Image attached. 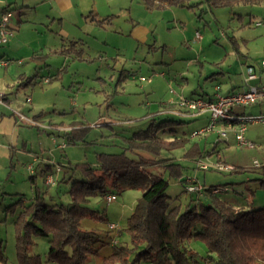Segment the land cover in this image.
Here are the masks:
<instances>
[{
    "label": "rangeland",
    "instance_id": "1",
    "mask_svg": "<svg viewBox=\"0 0 264 264\" xmlns=\"http://www.w3.org/2000/svg\"><path fill=\"white\" fill-rule=\"evenodd\" d=\"M22 1L0 0V10L12 4L10 23H16L19 18L18 7ZM79 1L96 11L99 19L107 17L111 23L105 25V29L94 26L95 31L85 36V56L74 62L77 71L65 77V86L60 87L57 108L69 112L59 115L53 112V108L47 110L46 123L51 124L52 133L46 128L25 127L18 148L24 151L25 141L22 137L26 138V148L33 151L32 155H43L46 162H49L54 154L55 162L63 166L68 164L69 159L73 164L89 162L99 167L98 155L102 152L125 151L135 158L141 155L150 157L144 151L127 148L125 137L146 128L150 115L164 109L162 112H169L175 119L184 121L177 125L178 132L183 131L189 138L185 145L175 147L170 152L163 150L161 154L174 157L182 165L184 183L179 178L169 177L168 173L164 174L169 178L166 192L172 198L173 205L180 204L184 209L191 202L194 194L185 191V188L189 181H196L203 186L201 191L209 186L221 189V197L231 201L236 208L263 206L264 188L257 179L261 176V166L264 164V122H249L245 138L252 144H241L229 128H226V137L220 136V125L213 130L192 135L193 131L208 125L207 115L189 113L190 116H196L188 119L190 116L174 113L170 109L181 95L195 97L203 91L212 93L216 84H219L223 92L232 86H236L235 91L241 90L248 75L245 61L254 65L257 76L262 74L259 68L264 61V25L257 26L256 23L264 24V2H238L232 6L215 7L210 6L206 0H187L184 4L173 5L160 1L148 5L145 0ZM44 8L46 6L40 7L38 11L27 10L30 19L27 18L28 21L21 24L24 35L35 34L29 31L38 27L31 18ZM91 18L90 14L87 17L89 22ZM250 21L252 23H248ZM46 26L51 27L46 32L47 38L55 40V43L60 44L64 36L60 29L69 32L67 38L63 39L81 37L77 34V28L82 26L77 24L76 28L68 20L63 22V28H60L58 21H48ZM197 32L201 34L200 38ZM14 33L16 28L13 29ZM104 39L111 40L109 45L105 44ZM3 48L0 46V50ZM0 71L5 70L0 67ZM42 73L47 74L45 71ZM261 79L264 82V72ZM72 82L74 86L70 89L68 86ZM52 83L57 81L52 80ZM71 98L75 105H71ZM171 99L173 102H170ZM239 109L251 112L254 116H264V104L261 109L259 104L239 106ZM72 121L88 126V129L76 142L60 148L58 145L63 142L60 135L63 133L60 132L63 131L59 130L57 134L58 131L53 127L61 122L71 124ZM196 143L202 151L214 150V153L198 157L191 148ZM25 159L26 155L23 154L12 155V166L9 160L0 163V193H5L4 198L0 199V238L3 239L7 264H17L14 216L3 211L19 197V194L12 193L19 190L30 196L39 189L47 202L68 203L71 180H59L69 175L80 177L79 172L69 169L67 172H53L51 174L55 182H58L56 187L47 184L46 178L44 182L42 173L38 171L37 182L34 184L29 179ZM255 160L259 161L260 167L254 166ZM218 163L226 164L231 169H221ZM204 165H208V168H203ZM8 175L9 179H6ZM6 184L7 190L4 189ZM115 194L116 199L113 201H108L107 197H94L90 201L92 208L107 217V222L92 218L82 220L83 229L94 231L104 241H110V244L100 248L98 254L92 255L87 264L101 263L116 237L113 231L107 236L109 223L124 227L142 192L139 189H127ZM125 239H128L126 233L118 234L117 241L120 244ZM185 247L187 250L194 248L198 251L197 264H207L206 246L202 241L192 239L185 243ZM48 248V238L37 236L30 247V253L45 256Z\"/></svg>",
    "mask_w": 264,
    "mask_h": 264
},
{
    "label": "trees",
    "instance_id": "2",
    "mask_svg": "<svg viewBox=\"0 0 264 264\" xmlns=\"http://www.w3.org/2000/svg\"><path fill=\"white\" fill-rule=\"evenodd\" d=\"M145 1L148 5L153 3V0ZM158 1L173 5L184 4L187 0ZM206 1L215 7L232 6L238 2H264ZM11 6H4L2 13L11 11ZM76 45L78 41L71 42V48ZM182 122L170 116L152 117L146 128L125 137L127 148L144 151L150 157L141 155L135 158L125 151L102 152L98 155L99 167L89 162H68L64 166L67 168H64L65 172L80 173L78 178L69 175L59 180H71L68 203L47 202L38 189L31 196L19 195L15 202L7 205L4 213L14 216L17 264H87L102 246L110 244L94 231L82 228L85 218L108 221L105 215L90 206L91 199L127 189L142 192L124 227L119 228V233H126L128 239L120 244L115 237L100 264H197L198 251L185 247V243L192 239L200 240L206 246L207 264H264V205L252 209L236 208L231 201L221 197L222 190L217 187L192 192L188 191L187 185L185 191L194 194L191 202L184 209L180 204H172V198L166 192L169 178L164 174L184 183L182 165L174 157L161 154L163 150L170 152L189 141L186 133L178 132L177 125ZM87 129L88 126L82 125L73 128L65 133L64 141L67 145L76 142ZM191 148L198 157L214 152L202 151L197 143ZM261 168L257 180L264 188V164ZM33 177L35 175L32 176L34 180ZM37 236L48 238L49 248L45 256L30 253ZM0 264H7L2 238Z\"/></svg>",
    "mask_w": 264,
    "mask_h": 264
},
{
    "label": "crops",
    "instance_id": "3",
    "mask_svg": "<svg viewBox=\"0 0 264 264\" xmlns=\"http://www.w3.org/2000/svg\"><path fill=\"white\" fill-rule=\"evenodd\" d=\"M157 1L158 0H153V3ZM45 6L46 8H44V10H42L38 14L35 13L31 18L34 20L33 22L38 25L37 28H32L29 30L35 34H29L28 36L24 35L21 29L22 25L26 21H28L27 18H29L27 17L26 13L27 10L38 11L40 7ZM90 8V6H85L84 3L79 0H23L18 7L19 18L16 20V23H10L13 29L16 28V33L12 35L8 43L0 44V46H4V48L0 50V67L4 68L5 70L4 72L0 71V93L3 94V102H0V163H2L4 160H9L11 162L12 155H26V162L24 163L26 164L27 170L29 169V179L34 184H36L37 182L38 171L42 173L45 182L47 174H51L53 172L61 173L64 171V166L62 163L55 162L56 156L54 154L52 158H49V162H46V159L43 157V155L39 156L37 153L32 155L31 152L33 151H29L28 148H26L27 139H24L23 137L22 140L25 141V145L23 147L24 151H21V149L18 148L21 134L25 131V127L32 126H36L39 129H49V131H51L52 133L53 129H51L52 127H50L51 124L49 122L48 124L46 123V113L48 112L47 110L53 108V112L58 113L59 115H66L69 112H67L66 109L60 110L57 108V106H59L58 98L60 87L65 86V77L77 71L74 67V62L77 59H81L83 58V56H85V36L87 34H91V32H94L95 27L105 29V25L111 23V21H109L107 17L99 19L97 17L98 13ZM90 14L92 15V18L90 19L91 22H89L87 19ZM66 20L70 21V23H72L74 26L77 24L82 26V28H77L75 26L78 29L77 34H80L81 36L80 38L63 39L65 37L67 38V36L69 35V32L64 29H60L61 35H64L61 39L60 44L55 43V40L47 38L46 32L47 30L51 29L50 26H46L48 21H58V23L60 24V28H63L62 24ZM257 23V26L264 25H258ZM88 30H90V33H88ZM138 34L139 33H137L136 35ZM104 40L106 45H109V42H111L110 39H108L109 41H107V39ZM72 41H78V45H76V47L74 48H71ZM77 49H80V51H77ZM54 57L55 63H53ZM2 60L7 61V64L5 65L1 63ZM245 63L247 68L249 66L254 68V65H252L251 63L247 61H245ZM261 66L262 67L259 68V71H261L262 74H260L254 80H245V85H242V89L248 86L249 82L253 85H264V82L261 81V76L264 72V66L262 65V63ZM43 71H45L47 74L44 75L42 73ZM46 77H51V79L49 81H44ZM52 80H56L57 83L51 84ZM58 83H61L62 85L60 84V86L58 85ZM73 84L74 82L70 83L68 87L71 89ZM118 85L119 83L116 84L115 87ZM216 85L212 93L203 91L200 92L197 96H202L203 93L209 94L203 95L205 97L212 96L216 92ZM235 88L236 86H232L227 92H223L221 90V93L228 94L234 92ZM182 96L183 95H181L180 98ZM184 97L191 98L188 96ZM170 102H173V99H171ZM70 103L71 105H75V101L73 100V98L70 99ZM177 103L172 104L173 107H171L170 110L183 116H190L189 114H181L177 112V110L179 109ZM62 104L66 106L65 103ZM251 104H259L261 109V105L264 104V99ZM239 106L246 107L247 105ZM239 106L233 107V114L237 116L252 115L251 112L247 113L246 110L239 109ZM163 110L164 109H160L156 113L151 114L150 118L166 116L174 117L169 112H162ZM199 114H206L209 119V112H200ZM196 115H192L188 117V119L194 118ZM21 116L25 118H21ZM185 118L186 117H184V119ZM32 121H36L37 123H34ZM72 122L73 123L71 124H65L61 122L60 124L54 125L53 128L58 131L57 134H59V130L63 131L60 132L63 133L60 134L63 138L62 141L65 140V133L72 131L73 128L79 126L78 124H76V122ZM53 141H56V139H54ZM213 153L206 154L210 155ZM68 162H71V160L67 159V163ZM31 165L33 166L32 170L29 168V166ZM10 166H12V162ZM58 167L60 168L59 171ZM33 175H35V178L33 177L34 180L32 179ZM6 179H9V175ZM57 183L58 182H55V184L53 185L57 187ZM4 189L7 190V184L4 185ZM20 192L21 191L17 190L12 194L29 196L26 193ZM3 193L4 192L0 193V199L4 198L3 196H5V193Z\"/></svg>",
    "mask_w": 264,
    "mask_h": 264
},
{
    "label": "built area",
    "instance_id": "4",
    "mask_svg": "<svg viewBox=\"0 0 264 264\" xmlns=\"http://www.w3.org/2000/svg\"><path fill=\"white\" fill-rule=\"evenodd\" d=\"M12 14L11 11L4 12L0 16V44H6L9 42L10 38L13 35V28L10 25V18ZM258 25L262 24L261 22L257 23ZM197 36L200 38L201 34L197 32ZM22 61V60H20ZM1 63L7 64V61L2 60ZM262 65L264 66V61H262ZM257 73L254 71V68L248 67V75L246 80H254L256 79ZM49 77H46L44 81H49ZM264 99V85H253L249 84L241 90L234 91L228 94L221 93V89L219 85H216V92L212 96H195L191 98H187L182 96L177 105L179 109L177 112L181 114H199L200 112H209V123L205 127L196 130L192 135H198L203 131L213 130L216 126H222V130L219 132L220 136L226 137L227 131L226 128L231 129L235 133L236 140L241 144H252L247 141L245 138V132L247 130V126L249 122L262 121L264 122V116H236L233 114V107L239 105H248L251 103H256ZM0 102H3V94L0 93ZM23 116H21L22 118ZM25 118V117H23ZM37 123L36 121H32ZM57 141V140H56ZM66 142L63 141L59 144L60 148H64ZM217 166L219 168H229L230 166L226 164L218 163ZM255 167H260V163L258 160L254 162ZM32 170L33 166H29ZM203 168H208V165H204ZM60 168L58 167V171ZM47 184H55V180L52 174H48L46 176ZM203 186L196 183V181H190V184L187 186L188 191H201ZM108 201H113L116 199L115 194H109L107 196ZM120 225L117 223L110 222L109 229L115 233L117 237Z\"/></svg>",
    "mask_w": 264,
    "mask_h": 264
},
{
    "label": "bare ground",
    "instance_id": "5",
    "mask_svg": "<svg viewBox=\"0 0 264 264\" xmlns=\"http://www.w3.org/2000/svg\"><path fill=\"white\" fill-rule=\"evenodd\" d=\"M236 116H237V115H236ZM194 132H195V131H193L192 133H194ZM192 133H191V134H192ZM191 180H194V179H191ZM188 183L190 184V181H189ZM189 184H188V185H189ZM188 185H187V186H188Z\"/></svg>",
    "mask_w": 264,
    "mask_h": 264
}]
</instances>
